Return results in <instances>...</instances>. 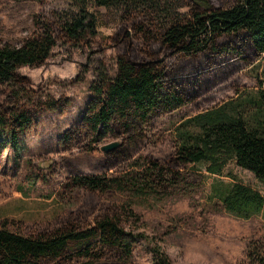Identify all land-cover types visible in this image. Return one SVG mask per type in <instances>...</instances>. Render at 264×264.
I'll use <instances>...</instances> for the list:
<instances>
[{
  "label": "trees",
  "instance_id": "trees-1",
  "mask_svg": "<svg viewBox=\"0 0 264 264\" xmlns=\"http://www.w3.org/2000/svg\"><path fill=\"white\" fill-rule=\"evenodd\" d=\"M70 1L74 7L60 15L36 14L19 46L0 40V133L20 148L47 113H61L63 100L45 101L22 70L40 69L67 48L86 59L111 56L113 67L90 85L85 113L77 130L64 132L63 149L90 155L105 138L122 146L90 173L64 181L61 199L75 209L43 225L0 221V264H136L143 237L137 202L194 199L204 185L199 164L216 175L233 160L264 184V83L248 75L264 60V0L231 7L178 0L188 13L166 19L155 16L153 0ZM113 7L124 8L122 20L101 39L90 9ZM177 115L178 125L164 126ZM218 197L221 211L235 218L264 214V197L241 182ZM152 254L154 264H170L160 249ZM230 260L264 264V241Z\"/></svg>",
  "mask_w": 264,
  "mask_h": 264
},
{
  "label": "rangeland",
  "instance_id": "rangeland-1",
  "mask_svg": "<svg viewBox=\"0 0 264 264\" xmlns=\"http://www.w3.org/2000/svg\"><path fill=\"white\" fill-rule=\"evenodd\" d=\"M223 1L231 7L238 0ZM43 2L42 5L38 0H0L1 43L19 46L34 31L36 14L60 15L74 7L70 0ZM153 3L154 15L159 19L188 13L178 0H153ZM90 11L98 18L100 38L106 39L115 33L124 8ZM112 67L111 56L86 59L63 48L44 67L22 70L45 101L63 100L62 111L47 113L35 132L23 136L20 148H15L8 136L0 133V221L43 225L77 207L75 202L61 199L64 181L72 173H82L80 170L90 173L106 155L101 148L115 141L101 140L96 145L98 151L90 155L82 152L70 155L63 149L61 138L67 129H78L90 101V85L105 69L110 72ZM248 75L258 85L264 83V60L256 63ZM182 117L166 119L164 126H176ZM67 159L73 162L66 163ZM209 166H195L205 178L202 192L194 199L142 200L135 204L143 219L141 230L136 231L143 236L137 241L136 264H154V248L160 249L170 264H231L230 256L243 250L247 252L253 242L264 241V214L252 220L238 219L221 211L217 201L218 194L227 192L235 182L264 197V184L233 160H228L216 175L208 171ZM11 229L20 231L17 226Z\"/></svg>",
  "mask_w": 264,
  "mask_h": 264
},
{
  "label": "water",
  "instance_id": "water-1",
  "mask_svg": "<svg viewBox=\"0 0 264 264\" xmlns=\"http://www.w3.org/2000/svg\"><path fill=\"white\" fill-rule=\"evenodd\" d=\"M122 146V142L120 141H115V142H112V143H109L107 145H104L102 148H101V151L102 153L104 154H108V153H111L117 149H119L120 147Z\"/></svg>",
  "mask_w": 264,
  "mask_h": 264
}]
</instances>
